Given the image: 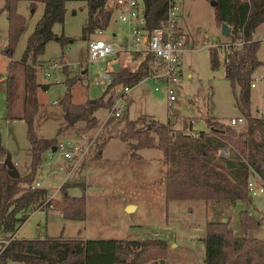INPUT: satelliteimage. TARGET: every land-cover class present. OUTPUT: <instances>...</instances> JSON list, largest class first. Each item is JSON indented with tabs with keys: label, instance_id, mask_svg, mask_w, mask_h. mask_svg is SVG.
Segmentation results:
<instances>
[{
	"label": "rangeland",
	"instance_id": "rangeland-1",
	"mask_svg": "<svg viewBox=\"0 0 264 264\" xmlns=\"http://www.w3.org/2000/svg\"><path fill=\"white\" fill-rule=\"evenodd\" d=\"M176 2L180 5L178 25L183 28L184 33H189V40L178 59L180 84L175 88L176 99L171 107L167 106L162 89L155 91L151 80H141L131 86L119 117L113 115L110 107L98 106L93 112L95 123L92 127L87 128L83 120H77L73 125L63 128L64 119L59 100L66 89L65 75L57 72V80L48 81L42 76L40 67L51 59L67 63V76L78 77L69 88L72 101L80 103L97 98L105 90L104 87L92 85L90 81L96 66L104 69L109 63L98 61L96 65L85 64L86 41L95 36L91 32L87 38H82L81 30L86 17L85 2H65L63 21L52 25L55 34H62L67 39L65 44L60 46L56 40H49L36 58V81L47 84V87H38L36 90L38 107L33 116V130L40 137L54 138L55 144L59 141H69L88 145L87 155L75 164L74 155L67 159L59 155L58 151L42 152L41 165L34 182L38 181L39 187L47 189V196L41 206L35 208L19 227L18 237L32 239L46 235L75 238L89 234L91 237L100 238H162L165 232H168L171 240L177 241V245L169 247V242L164 239L167 243L165 255L155 261L161 264H201L204 248L199 237L202 238L205 234V220H227L233 236H246L264 241V190L257 195L247 193L244 200L234 203L226 200L208 201L206 211L205 202L201 200H165V163L160 150L155 147L132 149L129 144L135 143V139L121 137L126 121H136L138 117H141V120L136 122L137 129L143 128L144 123L152 119L168 123L173 131L193 133L206 130L207 118L230 125L231 118L241 116L223 74V51L216 52L211 49L216 52L218 66L214 68L209 62L210 49L207 43L230 41L229 37L221 34L220 27L214 22L210 0ZM109 4L110 1L107 2V8L111 10L110 17L104 32L98 36L111 41L119 48H124L125 27L119 22L116 9ZM3 5L4 0H0V75H14L15 94L7 106L5 82H0V144L19 174H24L29 169L30 156L29 143L25 138V124L18 118L23 90L22 71L18 60L27 36L42 13L43 4L39 1L33 5L29 0L16 1L15 12L23 19V29L10 57L1 52L7 39V18ZM252 34L258 41L255 55L261 64L252 73V78L256 81L250 88L249 111L252 116H261L264 115V78H261L264 76V21L254 28ZM127 53L116 52L112 57L116 56V60L121 62V57L125 56V65L131 69L145 58L143 52L132 55L133 57ZM9 65L11 67L8 69ZM80 65L87 68L85 77L88 84H83L85 77L79 75ZM113 87L107 90L103 99L110 93L113 100L116 94ZM232 126L240 130L244 128L245 122L243 120ZM98 147H101V153L100 157L96 158ZM132 151L140 158H132ZM225 153V149L216 152L217 155ZM249 176L252 178L253 173L250 172ZM62 183L65 185L66 194L83 195L84 219H67L60 213L59 206L54 202L61 201ZM125 204L132 206L130 209H124ZM133 204H136L135 209ZM182 209L185 211L182 212ZM241 210L246 211L257 222L255 227L242 229L238 219ZM164 226H167L169 231H166ZM177 229H183V234L177 232ZM5 263L23 264L10 260ZM0 264H3L2 259Z\"/></svg>",
	"mask_w": 264,
	"mask_h": 264
},
{
	"label": "trees",
	"instance_id": "trees-1",
	"mask_svg": "<svg viewBox=\"0 0 264 264\" xmlns=\"http://www.w3.org/2000/svg\"><path fill=\"white\" fill-rule=\"evenodd\" d=\"M17 0H4L3 8L7 18V39L2 54L10 57L18 35L23 29V19L15 12ZM31 5L39 1L43 10L32 31L27 36L23 51L18 60L23 79L20 98L21 112L18 118L25 124V138L29 143V169L17 178L6 174V167L1 162L6 151L0 144V259L18 261L23 264H161L157 259L164 257L167 243L155 236L144 238H63L61 236H43L40 238L10 237L16 232L29 212L39 208L47 196L43 187L31 188L36 173L41 165V154L55 145L54 138L38 136L33 130V116L37 110L36 90L46 88L47 84L38 83L35 75L37 56L43 51L49 40H56L60 46L67 40L62 34L52 31L54 23L63 21L67 0H29ZM86 6V17L82 26V38L104 29L111 10L107 0H82ZM144 7L145 28L149 31L163 21L167 8L166 0H141ZM214 2L213 15L217 26H229V52L223 58V74L228 81L235 106L245 122L243 129L220 123L212 118L206 119L212 131L186 133L173 131L168 123L150 120L143 128L137 129L136 121L125 123L121 137L134 138L132 149L155 147L160 150L165 163L163 175V194L165 200H226L233 202L244 200L247 195L246 180L250 172L255 173L264 183V115L252 116L249 111L250 81L255 68L261 64L256 58L258 41L252 33L258 24L264 21V0H210ZM240 41V47L234 43ZM140 52H133L136 56ZM148 57L134 69L119 64L114 71L112 81L94 101L80 103L72 101L69 90L77 76H67L68 67L62 68L66 85L59 104L63 112L62 127L71 126L77 120H83L90 128L95 123L94 110L98 106L110 107L111 94L103 99L107 90L116 84L133 86L147 74ZM212 67L218 66L216 52L209 51ZM11 66H8V69ZM6 104L15 94L14 75L8 73L4 79ZM60 128V127H59ZM220 147H226L227 156L216 154ZM98 147L96 158L100 157ZM132 158L140 156L133 151ZM59 206L64 218L84 219V197L70 196L61 184ZM49 203V200L46 202ZM242 229L255 227L257 222L241 210L238 213ZM205 234L202 237L203 264H264V241L246 236H233L225 221H206Z\"/></svg>",
	"mask_w": 264,
	"mask_h": 264
},
{
	"label": "built area",
	"instance_id": "built-area-1",
	"mask_svg": "<svg viewBox=\"0 0 264 264\" xmlns=\"http://www.w3.org/2000/svg\"><path fill=\"white\" fill-rule=\"evenodd\" d=\"M111 6L116 9L119 22L125 27L126 46L124 48L117 47L116 44L109 40L103 39L98 35L102 34L105 29L96 28L93 32L95 36L90 37L86 41V57L85 64H97L98 61H108L116 52H143L148 57L147 74L142 80H151L153 89L158 91L163 90L167 106L171 107L176 99L175 88L180 84V74L177 68L178 59L180 54L185 49L188 43L187 35L178 26V17L180 13V6L176 0H166L167 8L163 21L159 25L153 27L151 30L145 28L144 7L141 0H109ZM106 1V5L107 2ZM109 4V6H110ZM228 43H207L208 48L217 51H223V58L229 52ZM236 47H240L241 42L234 43ZM67 63L51 59L45 62L40 68L42 76L48 81H55L58 78L57 72L62 73V68ZM74 66V65H73ZM79 75L85 77L87 68L80 65L78 68ZM114 77V71L111 64L108 63L107 67L100 69L96 66L94 75L91 78V84L98 87L108 85ZM264 78V76H261ZM5 79L4 75H0V82ZM256 79L251 78L250 88L254 86ZM83 84H88V79L83 78ZM116 94L110 106L114 116L119 117L124 107L126 95L130 90V86L116 84L113 87ZM241 116L231 118L229 124L235 125L237 122H242ZM88 145H79L69 141H59L54 145L53 151H58L59 155L64 158L70 159L75 156L74 163L80 162L84 156L87 155ZM226 150L225 154H218V156H227V148L220 147L217 149ZM48 152L51 150L48 149ZM216 151V152H217ZM258 176L253 173V177L248 176L246 180V191L251 195H257L264 190V183L259 182ZM38 181L31 184V188L39 187ZM14 236L12 235L10 239ZM7 242V240H0Z\"/></svg>",
	"mask_w": 264,
	"mask_h": 264
},
{
	"label": "crops",
	"instance_id": "crops-1",
	"mask_svg": "<svg viewBox=\"0 0 264 264\" xmlns=\"http://www.w3.org/2000/svg\"><path fill=\"white\" fill-rule=\"evenodd\" d=\"M211 2V1H210ZM180 6V5H179ZM212 6V5H211ZM180 14V13H179ZM262 23V22H261ZM179 26V25H178ZM256 27V26H255ZM179 28L182 30V31H184L183 30V28L181 27V26H179ZM187 36H188V34L189 33H185ZM252 38L254 39V37H253V34H252ZM189 40V39H188ZM128 54V56H132V53H127ZM112 57V56H111ZM110 57V59H108V61L107 62H109L110 64H112V63H118V65L120 64L121 66H124L125 64H126V57L124 56V57H121V62L119 61V60H116V56H113L112 58ZM133 57V56H132ZM82 76V75H81ZM205 131H212V126H207V128H206V130ZM197 132V131H196ZM194 133V132H193ZM40 168V167H39ZM41 172V171H40ZM40 175V174H39ZM56 193V192H55ZM54 193V194H55ZM235 201H233V202H231V203H234ZM128 204H125L123 207H124V209H125V207L127 206ZM133 206H134V209H135V207H136V204H133ZM207 206H208V202H205L204 203V209H205V211H206V208H207ZM189 210H191V207H189ZM33 211H35V210H33ZM33 211H31V212H33ZM183 211H185V210H183L182 209V212ZM31 212H29L28 213V215L31 213ZM28 215L26 216V218L24 219V221L27 219V217H28ZM23 221V222H24ZM206 221H208V220H205V222ZM23 222L19 225V227L23 224ZM19 227L17 228V230H16V232L14 233V237H16V238H20V237H18V235H17V233H18V229H19ZM166 227V231H169V228L167 227V226H164V228ZM177 232H179V233H181V234H183V229H177ZM162 233V232H161ZM164 234V233H163ZM162 234V235H163ZM41 236H39V238H40ZM77 238H80V239H86V238H100V237H91L89 234H84V236H81V237H77ZM111 238H113V237H111ZM114 238H116V237H114ZM124 237H121V239H123ZM132 238V237H131ZM163 239H165L167 242H169V247H175L176 245H177V241H174V240H171V237L168 235V232H165V234H164V237H162ZM199 239L201 240L202 238L201 237H199ZM203 257H204V255H203ZM163 259V258H162ZM203 260V259H202ZM164 261V260H163ZM3 264H6L5 263V261H3ZM201 264H203V262L201 263Z\"/></svg>",
	"mask_w": 264,
	"mask_h": 264
},
{
	"label": "water",
	"instance_id": "water-1",
	"mask_svg": "<svg viewBox=\"0 0 264 264\" xmlns=\"http://www.w3.org/2000/svg\"><path fill=\"white\" fill-rule=\"evenodd\" d=\"M211 5L213 6L214 5V2H211ZM220 32L223 36H227L230 32V28L229 26L225 25V24H222L220 26ZM111 68L113 71H117L118 68H119V65L118 63H112L111 64ZM67 89V88H66ZM89 102H92L94 101V99H89L88 100ZM213 130V129H212ZM51 151L54 150V146H52L50 148ZM5 167H6V174L10 177V178H17L19 176V172L17 170V168L15 167L14 163L11 161L10 157L8 154H5L4 158L2 159L1 161ZM132 205H127L125 208L126 209H130Z\"/></svg>",
	"mask_w": 264,
	"mask_h": 264
}]
</instances>
